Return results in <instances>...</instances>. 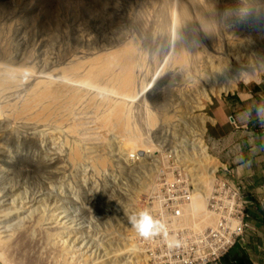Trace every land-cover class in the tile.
<instances>
[{
  "label": "rangeland",
  "instance_id": "374dc122",
  "mask_svg": "<svg viewBox=\"0 0 264 264\" xmlns=\"http://www.w3.org/2000/svg\"><path fill=\"white\" fill-rule=\"evenodd\" d=\"M126 46L138 56L128 93L116 82L108 90L99 81L90 87L75 79L70 84L71 76L51 79L62 66ZM13 66L24 73L12 72ZM0 71V77L11 71L18 84L21 76L37 74L85 94L66 118L56 115L38 124L17 119L11 109L25 90L0 91V223L8 218L11 228L2 226L0 232H14L7 260L128 264L131 230L123 219L126 209L131 215L139 204L142 182L149 184L155 174L153 163L177 159L174 152L187 161L192 146L198 152L192 167L197 161L208 165L201 148L212 154L209 164L217 165L212 123L206 122L207 133L199 136L201 120L238 86L264 80V0H0ZM116 100L147 142L126 145L116 127L103 124L100 117ZM72 125L77 133L69 132ZM74 147L77 159L71 156Z\"/></svg>",
  "mask_w": 264,
  "mask_h": 264
},
{
  "label": "built area",
  "instance_id": "2783aa9c",
  "mask_svg": "<svg viewBox=\"0 0 264 264\" xmlns=\"http://www.w3.org/2000/svg\"><path fill=\"white\" fill-rule=\"evenodd\" d=\"M205 118L199 136L207 132L209 116ZM204 152L199 154H205L207 166H212V154ZM173 154L177 159H157L153 163L155 174L147 178L149 184L140 179L145 187L139 204L130 210L131 215L126 209L123 220H129L126 222L131 230L125 245L124 262L128 264H217L234 242L243 238L248 226L249 201L230 163L219 162L211 175L207 172L210 183L203 190L193 177L192 158L198 152L190 146L185 152L187 161H181L182 154ZM165 166L171 170H165ZM141 211H148L161 225L149 238L140 236L130 223V218Z\"/></svg>",
  "mask_w": 264,
  "mask_h": 264
},
{
  "label": "bare ground",
  "instance_id": "6f19581e",
  "mask_svg": "<svg viewBox=\"0 0 264 264\" xmlns=\"http://www.w3.org/2000/svg\"><path fill=\"white\" fill-rule=\"evenodd\" d=\"M184 18H186V17H184ZM183 35H184V32L179 31L178 38L183 40ZM134 44H135V42H134ZM127 46L123 49H121V48H119L118 50L114 49V50H112V52H109L106 54L104 53V54H100L98 56L96 55L97 57L93 56L94 58L91 57V59L88 57L89 59L85 60L84 64L81 61V62H73L72 64H67L66 68H65V66L64 67L62 66V69H60L58 72L60 75H52L51 79L58 77V78H61V80L63 78L68 80L69 77L71 76L72 79L70 78V82H72V83H70V84H73V80L75 79V82L77 80L82 85L85 84V85H89V86L90 85H96V83L99 81L100 84L102 85V88H105L108 90H110L111 87L114 86V82H116L117 88H119L123 94L125 92L128 93L134 87V83H135L134 68L138 65V63L136 62L138 56H137L135 49L132 46L131 47H127ZM181 52H182V50H181ZM154 62H156V61H154ZM4 65H5V63H4ZM13 67H15V66H13ZM17 67H15V69H11L12 72L18 71L17 73L19 75H20V73H24L20 67L19 68H17ZM59 67H61V66H59ZM25 72H26V69H25ZM15 75H17V74H15ZM21 77H22V80H21V83H19V84H18V80L15 79L14 77H12L11 71H6L4 76L0 77V91L7 90V93H9V95H14L15 92L20 91V90H21V92H22V90H25V92H26L25 97L20 100L21 102L17 101V103H15L13 105V107H11L13 114L15 113L14 116H16L17 119H19V118L32 119L33 122L41 124L43 122L42 120L47 118V117H55L56 115H58L60 117H65L67 115L69 116V114L72 111L74 104L76 102H78V104H79V102H81L82 99L85 98V96H84L85 94L84 95L82 94L83 91L80 92L79 89L77 90L76 86H72V85L70 86V85L66 84L67 82L54 84L53 80H51V79H39V75H37V74H27V76L23 75ZM58 80H60V79H58ZM16 88H18V89H16ZM99 90L96 89V91H98V92H99ZM22 93H24V91ZM108 94H110V93H108ZM96 95H98V94H96ZM110 95H113V94H110ZM102 96H104V95H102ZM121 97H123V96H121ZM100 98H102V97H100ZM105 100H106V98L104 96L102 99L104 104H105ZM87 101L88 100H86V102ZM1 102L2 101L0 100V111L3 110V109H1V107L3 106V105H1ZM115 102H117V103H114V106L111 109H108L104 114H102L103 116L101 115L102 117H100V118L102 119L103 124H107V125H111L112 127H116V131L122 136V139L125 140L126 145L129 142H131L130 144H137V143L142 144L143 141L147 142V140L145 138H144L145 140H143L142 136H140V135H142V133L139 131V129L134 128L135 126L131 125V123L129 122V120H128L129 118L126 117L127 112L125 111L126 110L125 106L121 103H118L120 101L116 100ZM78 112H80V111H78ZM83 112L84 111H82V113ZM6 115H8V114H6ZM75 119L76 118H74V120ZM151 119H153V118L151 117ZM59 123H61V122H59ZM201 129L203 130V128H201ZM90 130H88V131H90ZM191 130L192 129H190V131ZM193 131L198 132L194 128H193ZM69 132L70 133H77V132H75V126L74 125L70 126ZM79 135L82 136L81 134H79ZM189 138H191V137H189ZM193 139H195V138H193ZM202 145L203 144L201 143V146ZM85 147H87V146H85ZM202 149H205V148H201L200 150H202ZM134 153H136V152H134ZM134 153H132V154H134ZM71 156H72V158L74 157L76 159L80 157V152H79L78 147L73 148V150L71 151ZM104 160H105V157H100L99 159H97V162L103 164ZM207 163L208 162H206V164ZM196 164L197 165L192 167L194 169V176L193 177L195 178L196 182L204 190V188L208 187V185L210 183V179H209L207 172L211 175V172L215 169L216 166L215 165H212V166L206 165L207 166L206 167L203 165V167H202V163L198 162V161L196 162ZM199 203H201V201H199ZM4 214L6 215V212ZM4 219H5V217H4ZM6 220H8V218ZM6 220H2V222L0 223L1 224L0 227L3 226V228L5 230L8 229V231H9V230H11V228L8 224V221H6ZM31 223H33V222H31ZM36 223H38V222H36ZM33 226H35V225H33ZM23 227L21 229H23ZM37 228L38 227H36V229ZM0 229H2V228H0ZM33 229H32V231H33ZM25 230H28V229H25ZM8 231H7V234L4 233L5 235H3L0 232V264H10L6 258V251L5 250H6V247L8 246L7 244H8L9 236H10V234H12L14 232L10 231L11 233L9 232L10 234H8ZM18 234H20V231ZM6 235H8V236H6ZM12 236H10L11 237L10 239L13 238ZM54 236L56 237L57 235H54ZM50 237H52V235ZM15 240H16V238H15ZM10 242H11V240H10ZM46 243H47V241H46ZM61 253L63 254V252H61ZM62 254H59V255H62Z\"/></svg>",
  "mask_w": 264,
  "mask_h": 264
},
{
  "label": "crops",
  "instance_id": "0c3cea01",
  "mask_svg": "<svg viewBox=\"0 0 264 264\" xmlns=\"http://www.w3.org/2000/svg\"><path fill=\"white\" fill-rule=\"evenodd\" d=\"M232 94L212 108L210 147L242 180L249 223L243 238L217 264H264V80L244 83Z\"/></svg>",
  "mask_w": 264,
  "mask_h": 264
},
{
  "label": "clouds",
  "instance_id": "9594fccd",
  "mask_svg": "<svg viewBox=\"0 0 264 264\" xmlns=\"http://www.w3.org/2000/svg\"><path fill=\"white\" fill-rule=\"evenodd\" d=\"M212 120V118H211V115L209 116V121H208V123H210V121ZM207 128V127H206ZM207 133V132H206ZM217 139L218 138H216V142H220V141H217ZM219 139H221V138H219ZM211 154V153H210ZM213 155H215L214 153H213ZM219 162H225V161H221V160H219L218 161V163ZM227 163H230V162H228V161H226ZM231 164V163H230ZM232 166V165H231ZM240 178V177H239ZM243 184V183H242ZM248 206V205H247ZM248 212V211H247ZM249 214V213H248ZM130 223H131V225H132V227L138 232V234L140 235V236H142V237H145V238H149L150 236H152V235H154V234H156L157 232H159V230H160V227H161V225H160V222L159 221H157V220H155V219H153V217H152V215L148 212V211H141V212H139L138 213V215L137 216H135V217H131L130 218ZM248 223H249V218H248ZM244 236V235H243ZM239 240V239H238ZM237 242V241H236ZM236 242H234V244L236 243ZM233 244V245H234ZM232 245V246H233ZM231 246V247H232ZM230 247V248H231ZM229 248V249H230ZM228 249V250H229ZM228 252V251H227ZM226 252V253H227ZM220 260H221V258H220ZM219 260V261H220ZM219 263V262H218ZM207 264V263H206Z\"/></svg>",
  "mask_w": 264,
  "mask_h": 264
}]
</instances>
